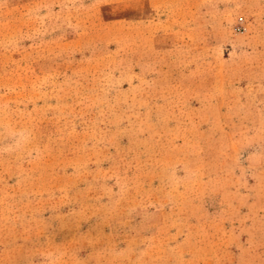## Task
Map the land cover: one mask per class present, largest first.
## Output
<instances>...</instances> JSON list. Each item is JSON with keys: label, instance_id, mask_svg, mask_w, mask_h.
Wrapping results in <instances>:
<instances>
[{"label": "rangeland", "instance_id": "obj_1", "mask_svg": "<svg viewBox=\"0 0 264 264\" xmlns=\"http://www.w3.org/2000/svg\"><path fill=\"white\" fill-rule=\"evenodd\" d=\"M0 264H264V0H0Z\"/></svg>", "mask_w": 264, "mask_h": 264}]
</instances>
